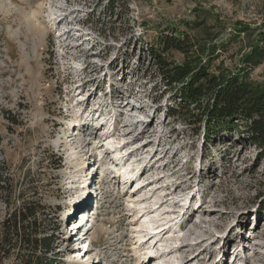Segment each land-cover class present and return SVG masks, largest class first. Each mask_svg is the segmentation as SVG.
Wrapping results in <instances>:
<instances>
[{
	"label": "rangeland",
	"instance_id": "374dc122",
	"mask_svg": "<svg viewBox=\"0 0 264 264\" xmlns=\"http://www.w3.org/2000/svg\"><path fill=\"white\" fill-rule=\"evenodd\" d=\"M262 26L264 0H0V166L13 180L14 202L26 189L45 193L63 264H144L164 252L162 245L177 250L191 233L185 251L159 264H264V162L258 147L236 133L207 141L203 126L182 120L186 116L169 118L175 102L149 55L160 33L179 27L193 40L217 45L214 64L234 70ZM240 27L251 30L236 36ZM167 58L182 61L178 53ZM263 71L264 62L251 78L263 81ZM119 109L125 119L117 117ZM124 122L135 125L116 131ZM101 124L114 139L104 141V129L92 134ZM113 171L127 172L129 183ZM74 180L81 182L77 191L71 189ZM85 185L90 199L81 203ZM161 199L166 203L159 209ZM97 200L96 225L84 245L90 250L84 251L70 228L79 209ZM201 202L222 217L217 227L200 222L201 212L194 218L200 229L187 221ZM146 207L155 213L137 225L133 209ZM5 216L0 200V223ZM157 227L171 229L140 246L146 236L140 230ZM204 236L213 245L195 246ZM85 254L93 263L82 259Z\"/></svg>",
	"mask_w": 264,
	"mask_h": 264
},
{
	"label": "trees",
	"instance_id": "16d2710c",
	"mask_svg": "<svg viewBox=\"0 0 264 264\" xmlns=\"http://www.w3.org/2000/svg\"><path fill=\"white\" fill-rule=\"evenodd\" d=\"M185 26L191 27L189 23ZM250 30L240 27L235 35ZM168 31L160 33L156 45L149 49L157 74L175 102L167 109V116H186L182 120L203 126L207 141L219 133L246 135L264 162V80L251 78L252 71L264 62V26L252 34L251 50L234 70L223 62L214 64L217 45L193 40L179 27ZM171 53L180 54L182 61L168 59ZM13 194V180L2 164L0 200L6 216L0 223V264H63L56 248L55 212L45 193L26 189L18 202Z\"/></svg>",
	"mask_w": 264,
	"mask_h": 264
},
{
	"label": "bare ground",
	"instance_id": "6f19581e",
	"mask_svg": "<svg viewBox=\"0 0 264 264\" xmlns=\"http://www.w3.org/2000/svg\"><path fill=\"white\" fill-rule=\"evenodd\" d=\"M54 15V14H53ZM61 19V18H60ZM67 33L68 32H66V33H64V34H62V35H60L59 37L60 38H62V37H64V36H66L67 35ZM60 40V39H59ZM61 41V40H60ZM63 49L64 50H69L70 49V47H69V45H65V47L63 46ZM65 52L67 55L69 54V55H71L69 52ZM65 55V54H64ZM74 58V57H73ZM91 95L85 100L86 102V104L90 101V99H91ZM126 106H129V103H127L126 104ZM134 107V106H133ZM101 108V106L99 107V109ZM144 110V108L142 107L141 109H139V111L140 112H142ZM119 113H117L116 115H117V117H120V118H123V116H124V113H123V111L121 110V109H119ZM122 111V112H121ZM137 111V110H136ZM86 112V110L85 111H82L81 112V115L79 116V117H77V119H79V120H82V116H83V114ZM98 111H95V113H97ZM132 112H135V109L134 108H132L131 109V113ZM116 115L115 116H113L112 117V119L114 120H116ZM123 119H125V118H123ZM109 120H107L106 121V123L105 124H107V122H108ZM123 121V120H122ZM126 121H129V119H127ZM87 124H88V122H87ZM86 125V124H85ZM135 124L134 123H128V122H124L123 124H121L120 126H119V129H116V131L118 130H122V129H124V128H128V127H133ZM104 129V125L103 124H101V126H99V129H98V131L97 132H92V134H94V133H98V132H101L102 130ZM107 133L106 134H104V141H106V140H111V139H114L113 138V136L111 135L110 136V130L109 131H107V130H105ZM125 135V134H124ZM94 140H96V142H97V139H94ZM79 145H78V147H81V144H80V142L78 143ZM105 146H107V147H109V145H107V144H105ZM104 147V146H103ZM110 148V147H109ZM112 150V149H111ZM116 152V150L115 151H113V153H115ZM92 154V153H91ZM92 156H93V154L91 155V157L89 156V159H91L92 158ZM88 159V158H87ZM87 163V161L86 162H84V165ZM78 166V165H77ZM125 166L126 165H123V167L122 168H125ZM72 168V167H71ZM74 168V167H73ZM100 169V168H99ZM98 169V170H99ZM144 169L145 168H143L142 169V171H144ZM147 169V168H146ZM89 170V169H88ZM141 171V173H140V176H143V175H146V174H148V173H150V172H142ZM123 173V172H122ZM126 173L127 172H125V173H123V177L124 178H126L127 179V182H129V179H128V177L126 176ZM81 179V178H80ZM80 180H74L73 182H72V186H71V189L72 190H75V191H77V186H78V184H80L81 182H79ZM131 181H132V179H131ZM83 183H85V182H83ZM151 183V182H150ZM156 183V182H155ZM183 184H184V182H182ZM125 184V183H124ZM160 184V183H159ZM151 185V184H150ZM149 185V186H150ZM153 185H155V184H152V186ZM178 186H176V185H173V186H175V188H174V190L172 191V192H168L166 195H165V199L166 200H168V198H169V196H173L174 195V192L176 191V189H179V184H177ZM148 187V186H147ZM181 187V186H180ZM86 188H88V187H86V185L84 186V188H83V192L80 194V196H79V200H82V202L81 203H84V199H86L87 201L90 199V197H88V195H87V192H86ZM162 187H160V186H158L157 185V187H155L154 189H156L157 191H159V189H161ZM142 189V188H141ZM147 189V188H146ZM144 190V189H143ZM155 191V190H154ZM165 191V190H164ZM154 193V192H153ZM157 193V192H156ZM155 193V194H156ZM156 196V195H155ZM83 198V199H82ZM193 198H194V196H192L191 197V201L189 200V207H188V209H190V205H191V203H192V200H193ZM165 199H161L162 200V202H161V200L158 202V203H156V205L158 204V206H159V209L161 208V206H162V204H164V203H166V200ZM204 200V199H203ZM202 200V201H203ZM89 202V201H88ZM144 202H146V200H144L143 201V203ZM147 202H149L148 200H147ZM179 203H181L180 201L178 202L177 201V203H175L176 205H178ZM84 206V205H83ZM157 206V207H158ZM156 209V208H155ZM82 211L80 214H81V216L83 215V214H86L85 212V210L83 209V207H81L80 209H79V211ZM152 210H153V208H151V207H149V208H144L143 209V211L142 212H138L139 210L136 208L135 210L133 209V211L135 212V214H136V220L135 221H137V225H139L140 223H142L141 221L142 220H145L150 214H154L155 212H152ZM157 210H158V208H157ZM191 210H189V212H190ZM198 212H201L202 214L200 215V222H202V223H204V224H206V225H208V226H214V227H217L218 226V222H217V220H221L222 219V217H216L217 215H216V212H215V210H213L211 207H207V205H206V202H201V204H200V206L196 209V210H193L192 209V211L189 213V216H188V219H187V221L189 222V224L190 223H192V222H194V225H195V227H197V228H199L200 229V227H199V225H198V222L197 221H195L194 220V218H195V215L196 214H198ZM98 213V212H97ZM78 216H80L79 214H78ZM78 216H77V218H78ZM178 219V218H177ZM183 219H185V218H181L178 222H183L182 220ZM160 220H158V221H155V223H158ZM76 222H77V220L76 221H74V224H76ZM171 222V221H170ZM96 224V223H95ZM136 224V223H135ZM184 224V223H183ZM80 225V224H79ZM136 225V226H137ZM135 226V225H134ZM93 228L94 227H92L90 230H93ZM186 228H188V225L186 226ZM170 227H168L167 228V231L164 229V230H159L158 229V227L157 228H154V231H153V235L152 234H149L144 228H142L141 230H140V233H143V234H146V236L147 237H149L148 239H146V236H145V238L144 239H142V241H141V245L140 246H142V247H144V246H146V244H148L150 241H152V240H154V238L155 237H159V236H161V234H162V236H165V235H168L169 234V232H170ZM80 230V229H79ZM205 233L206 234H209L207 231H205ZM191 235H193L192 233L189 235V237H187V238H183L182 239V243H181V245L177 248V250H174V248H170V249H168V250H165V248H164V246L165 245H162V247H163V253L161 252V253H157V254H155V255H151L150 257H148V260L147 261H145L144 262V264H159V263H161L162 262V259H164V258H170V256L172 255V254H175V252H178V251H181V250H183V251H185L184 250V248L186 247V246H190L191 244L189 243V239H190V237H191ZM75 236V235H74ZM86 235H84L82 238H84ZM71 237V236H70ZM69 237V238H70ZM227 238H229V237H227ZM156 240V239H155ZM196 240V239H195ZM212 239H211V237H205L204 236V238H202V237H199L198 238V240L196 241V243L194 244L195 246H201L203 243H205V242H208V241H211ZM85 241H87V239H85ZM161 241L162 240H158V241H156L155 243H152L153 244V247L152 248H154V247H156L157 245H158V243H161ZM212 243H214V241H211V244ZM137 244V243H136ZM210 244V245H211ZM213 245V244H212ZM150 249V248H149ZM230 249V248H229ZM205 251H206V249H203V250H201V252H199V254H196L197 256V262L198 263H200L201 262V259H200V257L205 253ZM229 251H227V253H228ZM226 255V254H225ZM225 255H224V257H225ZM92 255L91 254H88V255H84L83 257H82V259H84L85 257L87 258V262H89L90 260L92 261V257H91ZM195 257V256H194ZM189 263H191V262H185V263H183V264H189ZM168 264H173L170 260L168 261ZM221 264H224V261H223V259H222V261H221Z\"/></svg>",
	"mask_w": 264,
	"mask_h": 264
}]
</instances>
